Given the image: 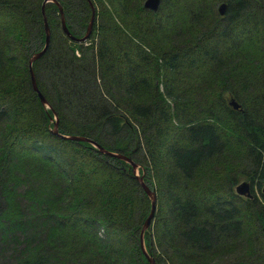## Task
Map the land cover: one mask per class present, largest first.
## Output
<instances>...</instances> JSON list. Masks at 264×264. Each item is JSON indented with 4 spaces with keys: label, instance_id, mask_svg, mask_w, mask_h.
<instances>
[{
    "label": "trees",
    "instance_id": "1",
    "mask_svg": "<svg viewBox=\"0 0 264 264\" xmlns=\"http://www.w3.org/2000/svg\"><path fill=\"white\" fill-rule=\"evenodd\" d=\"M44 1L0 0V264H149L132 167L52 134L55 115L139 165L156 264H264V0H91L84 43ZM56 2L83 36L87 0ZM43 16L32 70L49 108L28 66Z\"/></svg>",
    "mask_w": 264,
    "mask_h": 264
},
{
    "label": "water",
    "instance_id": "2",
    "mask_svg": "<svg viewBox=\"0 0 264 264\" xmlns=\"http://www.w3.org/2000/svg\"><path fill=\"white\" fill-rule=\"evenodd\" d=\"M160 1L161 0H144L143 1V8L156 12L160 6ZM46 2H55L56 5L58 6L59 9V15H60V26H61V30L64 33V35L71 41L74 42H78V43H84L88 40V38L90 37L91 34V30H92V25H93V21H94V16H95V10L93 7V4L91 2V0H87L90 8H91V16L86 28V31L84 33L83 36L81 37H75L74 35L71 34V32L68 30L66 23H65V18L63 15V10L61 8V6L56 2V0H45L44 3ZM225 8L226 5L224 3L220 4L218 7V13L219 15H224L225 12ZM43 22H44V31H45V42H44V46L43 48L36 52L33 53L28 61V66H29V74H30V81H31V87L33 89V91L37 94L41 104L45 105L46 107L49 108V106L46 103L45 98L43 97V95L40 93V91L37 88L36 85V81H35V76L32 70V63L37 60L38 58H40L48 49L49 46V40H50V31L47 25V20L46 17L43 16ZM229 106H231L233 109H239V104L233 99L231 98L228 102ZM55 118V123L53 126V129L51 130L52 134H54L55 136H57L58 138L64 139V140H70V141H82V142H88L91 145H93L96 149H98V151L106 156L109 157H114V158H118L121 159L123 161H125L126 163H128L131 167H132V171L136 177V179L138 180L139 184L141 185L142 189L144 190V192L146 193L147 197L150 200V211L148 216L146 217L141 231H140V238H139V242H140V247L142 249V252L144 253L147 261L149 262V264H156L155 260L153 257H151L144 246V242H143V233L144 231L149 227L151 220L154 217V213L156 210V192L152 189H150L144 182L141 176H139L138 174V169H139V165L136 164L135 162H133V160L128 157L125 156L121 153H116V152H112L109 151L107 149H105L104 147L100 146L99 144H97L95 141L87 138V137H83V136H77V135H64L58 132L57 130V116H54ZM264 192V188L262 190ZM235 193L237 195L240 196H244V197H248L250 198L251 195V190H250V183L247 181H241L239 182L236 186H235Z\"/></svg>",
    "mask_w": 264,
    "mask_h": 264
},
{
    "label": "rangeland",
    "instance_id": "3",
    "mask_svg": "<svg viewBox=\"0 0 264 264\" xmlns=\"http://www.w3.org/2000/svg\"><path fill=\"white\" fill-rule=\"evenodd\" d=\"M138 173H139V169H138ZM139 175V174H138ZM258 192L257 191H255V194H257Z\"/></svg>",
    "mask_w": 264,
    "mask_h": 264
}]
</instances>
